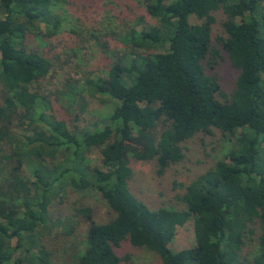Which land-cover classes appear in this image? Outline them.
I'll use <instances>...</instances> for the list:
<instances>
[{
  "label": "trees",
  "instance_id": "16d2710c",
  "mask_svg": "<svg viewBox=\"0 0 264 264\" xmlns=\"http://www.w3.org/2000/svg\"><path fill=\"white\" fill-rule=\"evenodd\" d=\"M59 2L0 0V264L48 263L36 233L65 183L98 191L114 213L100 223L91 208L79 209L87 227L71 264L128 263L129 254L115 253L125 239L162 264H264V0H142L158 24L129 29L121 51L100 42L112 60L103 76L85 78L86 91L115 105L81 127L58 117L40 93L52 62L28 46L32 36L57 33ZM217 16L225 35L213 44ZM218 45L237 70L229 94L205 71L217 65ZM212 130L232 146L185 185L183 207L152 209L129 190L130 158L155 159L162 175L185 159L184 142ZM93 147L99 166L87 157ZM189 219L194 245L171 249ZM253 226L259 234L249 259L242 251Z\"/></svg>",
  "mask_w": 264,
  "mask_h": 264
},
{
  "label": "rangeland",
  "instance_id": "374dc122",
  "mask_svg": "<svg viewBox=\"0 0 264 264\" xmlns=\"http://www.w3.org/2000/svg\"><path fill=\"white\" fill-rule=\"evenodd\" d=\"M53 11L62 18L57 33L50 37L38 35L28 39L29 47L37 49L52 62L46 78L36 86L41 94L52 100L58 117H63L70 126L77 124L81 127L106 117L115 105L109 98L93 97L86 91L85 78L103 76L112 60L110 53L102 50L100 42L108 40L111 52L115 48L121 51L125 46L120 40L129 29L139 31L146 24H158V20L146 13L142 0H65L55 4ZM220 17H216L213 25V44H216L217 35H225ZM189 21L201 22L195 15H190ZM218 49L217 65L213 69L205 67V71L209 75L215 74L221 90L229 94L234 87L237 70L231 66L219 45ZM161 127L158 124L157 130ZM231 146L232 141L218 130H212L208 135L198 134L184 142L185 159L167 168L162 175L156 174L155 159L130 158L132 176L129 190L152 209L161 206L181 208L180 197L185 192V185L212 167ZM87 157L92 165H100L96 147L90 149ZM24 170L32 179L27 167ZM85 207L91 208L92 217L100 223L114 216L96 190H77L68 183L56 189V195L47 207V222L36 233L49 253L47 264H71L83 250L87 221L79 209ZM258 234L259 228L253 226V233L248 235L243 247L242 254L249 259L257 250ZM193 245V220L189 219L176 228L168 246L177 251ZM115 253L130 255V261L121 264H162L157 254L145 247L133 246L127 239L115 248Z\"/></svg>",
  "mask_w": 264,
  "mask_h": 264
}]
</instances>
